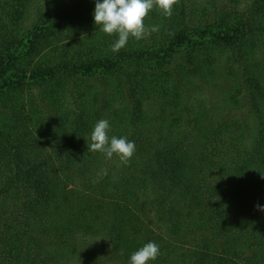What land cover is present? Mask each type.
Instances as JSON below:
<instances>
[{
	"label": "trees",
	"instance_id": "16d2710c",
	"mask_svg": "<svg viewBox=\"0 0 264 264\" xmlns=\"http://www.w3.org/2000/svg\"><path fill=\"white\" fill-rule=\"evenodd\" d=\"M95 3L0 0V264H264V0L154 9L118 53Z\"/></svg>",
	"mask_w": 264,
	"mask_h": 264
},
{
	"label": "clouds",
	"instance_id": "9594fccd",
	"mask_svg": "<svg viewBox=\"0 0 264 264\" xmlns=\"http://www.w3.org/2000/svg\"><path fill=\"white\" fill-rule=\"evenodd\" d=\"M178 3L179 0H96L94 23L100 26L103 33L118 37L111 47L113 52L118 53L130 38L141 40L159 31V26L149 28L144 23L152 10L171 17ZM109 131L108 120L96 122L90 137L86 138L87 151L102 153L108 159L116 156L123 163H129L136 150L135 143L127 137L109 136ZM256 207L264 211V206L258 204ZM159 255V245L148 242L131 254L129 264H150Z\"/></svg>",
	"mask_w": 264,
	"mask_h": 264
},
{
	"label": "rangeland",
	"instance_id": "374dc122",
	"mask_svg": "<svg viewBox=\"0 0 264 264\" xmlns=\"http://www.w3.org/2000/svg\"><path fill=\"white\" fill-rule=\"evenodd\" d=\"M210 98L212 102L220 101L221 96L219 90L217 89L212 91ZM85 251H87L88 255H91L93 257V261L96 262L98 261V258H102V256L105 254V251H108V248L106 246L105 240L102 238H89ZM107 261V264H116L114 259H108Z\"/></svg>",
	"mask_w": 264,
	"mask_h": 264
}]
</instances>
